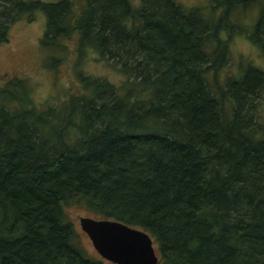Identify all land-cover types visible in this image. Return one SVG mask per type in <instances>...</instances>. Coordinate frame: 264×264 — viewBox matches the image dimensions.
<instances>
[{
    "label": "trees",
    "instance_id": "obj_1",
    "mask_svg": "<svg viewBox=\"0 0 264 264\" xmlns=\"http://www.w3.org/2000/svg\"><path fill=\"white\" fill-rule=\"evenodd\" d=\"M257 1L216 0L210 17L174 0L79 14L73 0H0V44L42 10L43 46L75 38L78 62L91 48L121 77L77 71V93L43 108L23 80L0 88V264H113L79 245L74 208L146 231L161 264H264V73L218 79L231 17ZM246 34L264 51V2Z\"/></svg>",
    "mask_w": 264,
    "mask_h": 264
},
{
    "label": "rangeland",
    "instance_id": "obj_2",
    "mask_svg": "<svg viewBox=\"0 0 264 264\" xmlns=\"http://www.w3.org/2000/svg\"><path fill=\"white\" fill-rule=\"evenodd\" d=\"M43 3H56L60 0H24ZM137 3L138 0H130ZM185 10L199 8L210 17H217L219 10L215 8L216 0H174ZM261 1L250 7H239L232 15L237 33L229 37V54L225 65L218 72V79L223 83L228 78H239L249 66L264 73V51L254 45L246 33L252 31L257 22ZM76 14L82 12L87 0H73ZM134 5V4H133ZM46 26V16L42 10L24 13L11 25L7 42L0 44V88L12 79L23 80L29 90L33 105L43 108L48 105H60L71 94L78 91L77 71L103 76L113 82L121 77L103 63L96 60L91 48L84 52L82 61L78 62L75 38L65 42L64 49L47 47L41 44ZM238 29H240L238 31ZM227 38L226 34H222ZM67 45V46H66ZM59 62V64H57ZM80 72V73H81ZM83 75H86L84 74ZM213 76L211 75V78ZM210 78V79H211ZM10 83V82H9ZM9 83L7 85H9ZM11 88V83L9 85ZM14 86V83H13ZM255 112L256 122L264 126V88ZM70 217L80 235L79 245L92 258L102 259L95 251L88 236L81 230L78 219L86 216L82 210L71 209ZM155 250L156 246L154 245ZM157 252V251H156ZM157 264H161L160 261Z\"/></svg>",
    "mask_w": 264,
    "mask_h": 264
},
{
    "label": "water",
    "instance_id": "obj_3",
    "mask_svg": "<svg viewBox=\"0 0 264 264\" xmlns=\"http://www.w3.org/2000/svg\"><path fill=\"white\" fill-rule=\"evenodd\" d=\"M81 230L102 259L113 264H157L158 254L146 231L116 220L80 216Z\"/></svg>",
    "mask_w": 264,
    "mask_h": 264
}]
</instances>
